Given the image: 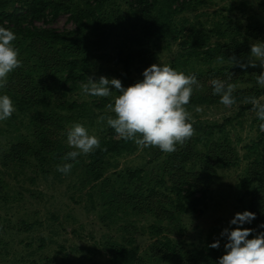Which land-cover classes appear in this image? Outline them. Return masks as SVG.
<instances>
[{
	"label": "trees",
	"instance_id": "16d2710c",
	"mask_svg": "<svg viewBox=\"0 0 264 264\" xmlns=\"http://www.w3.org/2000/svg\"><path fill=\"white\" fill-rule=\"evenodd\" d=\"M191 1L127 0L129 13L125 16L118 7L105 9L106 0H0V26L16 34L14 47L19 49V59L22 61V66L9 73L3 93L15 101L19 112L25 109L36 111L32 119L36 125L34 143L27 141L25 148L23 143H17L9 152L4 151L1 158L10 165H15L22 163L23 156L30 153L41 161V166L52 165L51 170L59 173L57 166L64 162L63 158L69 151H73L61 142L60 136H65L64 122L72 119L76 121L75 111L85 106L84 102L76 100L54 102L51 91L56 87L55 83L65 90L71 89V84L84 79L85 72L82 70H85V65L89 64V57L105 59L121 65L123 72L119 74V79L124 88L142 81L144 76L137 80L130 75L131 68L146 67L147 69L153 64L157 53L147 45L148 41L163 38L174 40L183 29V27L177 29L174 17L189 7ZM260 4L264 8V0ZM61 11L69 14L74 28L59 32L52 28L34 25L33 21H43L47 16L56 17ZM213 25V28L204 31L190 24L187 37L180 43L182 47L178 48V55H175L170 65L185 74H195L202 86L200 90H194L188 108L219 101L220 96L213 95L211 82H206V79L211 81L220 79L226 84H236L241 81L242 75H251L253 71L251 66L247 69L239 65L232 66L233 62L230 58L235 56L244 61L251 52L248 38L259 36L264 31L263 24L255 26L248 23L241 28V24L223 18ZM114 28L119 29L116 34L120 36L119 42L110 50L112 52H98L106 46L107 39L115 32ZM89 32L94 38H90ZM211 36H215L216 40L209 44ZM219 62L221 65H217ZM119 94L118 92L117 95ZM233 95L236 101L243 102L237 113L240 115L245 110L253 109L251 104L245 102V98H257L260 91L257 88H239ZM109 100L110 98L102 97L98 107L106 108L111 103ZM12 117L16 118L15 112ZM193 121L195 129L193 137L183 146L177 145V150L168 154L170 161H167L165 166L172 163L170 168L179 171L171 175L173 180L166 181L165 171L159 180L152 179V182L156 181L155 186L144 190L142 182L135 184L131 183L130 179L138 177L143 169L128 168L127 184L132 186V191L136 190L135 195L132 196L127 187L111 188L109 191L112 201L105 203L108 214H113L115 208L120 207V203L115 202L117 199L122 200L132 211L140 212L139 208L142 204L147 211L146 214L154 217L145 231H148L151 237H157L153 244L144 246L142 250L136 243L135 236L131 235V231H128L121 242H106L103 247L109 264H218L219 259L226 254L222 250V240L217 237L206 239L199 245L181 244L180 241L161 233L162 223L167 221L169 226L170 224L172 226L175 210L196 211L199 205L206 204L204 191L200 190L201 194L195 196L191 190L194 187L193 176L196 174L190 175L188 170H185L184 175L180 173L184 166L194 161L201 162L207 157L210 158L209 163L222 164L225 163L222 161L229 157L226 151L231 149V141L225 128L230 119L220 123L199 119ZM51 128L60 130L57 132L59 136H54L50 132ZM113 133L111 129L107 137L100 138V147L90 153L88 162L78 160L72 163L73 168L84 164L80 167L83 169L82 174L86 173L87 175L83 176L89 175L93 180L92 187H95V182L102 178L104 169L109 163L108 156H121L137 147L134 141H125L120 137L113 138ZM261 144L263 146L264 139L245 147L246 152L242 159L244 157L249 159L254 169L249 170L237 183V187L248 196L244 211L256 213L254 220L250 223L246 222V228L254 230L249 239L257 232H264V227H260L264 224V158L258 153ZM204 151L207 156L202 155ZM3 165L9 166L4 162ZM170 168L167 172H170ZM169 183L170 185L166 186ZM184 185L187 187L183 188ZM162 195L167 199L164 202L159 200V208L150 206V201H155L154 199ZM126 197L128 198L125 199ZM139 199L141 204L137 202ZM144 200L148 202L143 204ZM32 225L33 223L28 224L30 228ZM177 228L178 231L181 229L178 225ZM217 240L220 241L218 249L209 247Z\"/></svg>",
	"mask_w": 264,
	"mask_h": 264
},
{
	"label": "rangeland",
	"instance_id": "374dc122",
	"mask_svg": "<svg viewBox=\"0 0 264 264\" xmlns=\"http://www.w3.org/2000/svg\"><path fill=\"white\" fill-rule=\"evenodd\" d=\"M261 2L262 0H201L198 2L192 0L189 7L174 17L177 29L183 27L174 40L163 38L148 41L147 45L157 53L153 64L170 66L173 63L174 57L178 55V48L182 47L180 43L187 37L190 24L206 31L213 28L217 20L226 18L241 24V28L248 23L264 26V8ZM126 4L127 0H106L105 9L118 7L121 13L127 16L129 12ZM15 5L18 6V4ZM33 22L35 26L52 28L59 32L74 28L69 14L64 11L56 17L47 16L43 21ZM114 29L115 32L107 39L106 46L98 52L115 48V43L119 42L120 36L116 35L119 29ZM89 36L94 38L90 32ZM215 40L216 37L211 36L209 44L214 43ZM259 42H264V31L259 36L248 38L250 48L253 43ZM14 44L16 43L13 42ZM248 56L244 58V62ZM88 61L89 64L85 65L86 69L82 70L85 72L84 79L70 83L69 90L55 83L56 87L51 91L54 102L63 100L84 102L85 107L75 111L76 121L72 119L64 122L65 136H60L62 144L72 150L75 149L68 145L67 131L76 123L84 125L90 135L94 134L99 139L107 137L111 129L114 131L113 138L119 137L115 130L107 125L106 120L99 122L100 116L112 115L115 118V114L107 107H98L102 97L84 95L81 86L88 83L90 78L95 81H98L101 76L119 79L123 67L105 59L89 57ZM217 65H221V62ZM145 68L132 67L130 75L138 80L143 77ZM251 68L253 69L251 75H242L241 81L233 85L235 90L259 89L260 95L257 99L264 102V87L256 81V77L264 73V68L260 67L259 62L255 68ZM206 82L211 80L206 79ZM3 91L4 89L0 88V95H4ZM117 93L113 86L111 95L107 97L110 98L111 104L118 96ZM13 104L16 108V118L11 116L5 121H0V264H109L103 245L108 241L121 242L128 231L135 236L141 250L144 246L154 243L157 237H151L148 231H145L154 217L146 214L147 211L140 199L137 200L141 204L140 212L130 210L128 205L117 199L115 202L120 203V207L115 208L113 214H108L105 203L112 201L109 196L111 188L127 187L129 193L132 196L135 195L136 190L132 191V186L127 184L129 177L126 170L128 168L143 169L138 177L130 179L131 183L142 182L144 190L155 186L156 181L152 182V179L159 180L165 171L164 178L170 181L171 175L179 172L170 168L172 163L165 166L166 162L170 161L168 154L171 153L163 152L158 147L140 149L137 146L130 153L108 156L109 163L104 169L102 178L95 182V187H92L93 180L89 175L82 174L83 169L80 167L84 164L74 167L69 174L65 175L51 170L52 165L41 166V161L28 153L23 156L22 163L10 165L1 158L3 152H9L10 148L17 143H23L25 148L27 141L35 140L36 129L32 121L36 111L25 109L19 112L15 101ZM242 105L243 102L237 100L228 108L221 104L219 99L214 104H197L191 108L187 107L192 112L193 120L220 123L230 119L225 132L229 134L231 149L226 151L229 157L222 161L225 163L212 164L207 157L201 162L188 163L183 171H180L183 175L185 170H188L190 175L196 174L193 176L194 187L191 190L195 196L201 194L200 190L204 191L206 198V204L199 205L196 211L187 209L184 212H177L175 210L172 226L171 224L169 226L167 221L162 223L161 233L180 241L181 244L199 245L206 239L211 240L217 237L222 240V250L226 252L224 245L227 243V237H222L221 233L225 228L234 229L238 226L231 224L230 221L236 213L244 212L248 196L237 187V183L249 170L254 169L249 159L245 157L242 159V157L246 152V146L264 139V132L260 130L261 121L256 118L257 115L253 109L237 114ZM197 106H200L203 111L195 112ZM50 132L54 136H59L57 132L60 130L51 128ZM258 153L264 158V144L258 147ZM89 155L78 156L75 161L64 160L63 163H75L78 160L88 162ZM202 155L207 156L206 151ZM3 162L9 166H4ZM169 168L170 172H167ZM169 185L170 183L166 184V186ZM186 187L184 185L183 188ZM166 199L163 195L160 198L157 197L155 201H150V206L159 208V200L164 202ZM146 201L148 202L144 200L143 204ZM137 207H139L138 204ZM31 223L33 225L30 228L28 224ZM177 225L181 228L179 231ZM241 227L246 228V222ZM259 234L260 232L255 233L254 237Z\"/></svg>",
	"mask_w": 264,
	"mask_h": 264
},
{
	"label": "clouds",
	"instance_id": "9594fccd",
	"mask_svg": "<svg viewBox=\"0 0 264 264\" xmlns=\"http://www.w3.org/2000/svg\"><path fill=\"white\" fill-rule=\"evenodd\" d=\"M16 39L12 30L0 26V88L6 86L9 73L22 66L19 49L13 45ZM230 59L232 66L255 68L259 62L260 67L264 68V42L252 44L246 62L235 56ZM143 76L142 81L127 88L117 78L101 76L98 81L90 78L88 83L81 86L82 92L84 95L109 97L114 86L120 94L115 98L114 105L110 103L107 108L115 114V118L112 115L100 116L99 122L106 120L107 125L120 138L134 141L140 149L158 147L163 152L173 153L177 145L183 146L195 134L192 112L187 105L194 90L198 91L202 86L195 74H185L169 65L153 64L145 69ZM256 81L264 87V73L259 74ZM211 85L213 95H219L220 103L225 107L230 108L236 102L233 96L235 85L226 84L220 79H213ZM245 102L252 105L262 122L260 130L264 132V102L256 97H247ZM15 111L12 99L7 94L0 95V121L9 119ZM202 111L200 106L195 108L197 113ZM67 142L75 150L64 156L65 161H75L78 156L90 154L101 143L96 135H90L88 129L80 123L68 129ZM72 168V163L65 162L57 166V171L67 175ZM255 218L256 213L251 211L236 213L230 223L238 226L234 229L225 228L221 233L222 237H227L224 245L226 254L219 259L218 264H264V232L249 239L254 230L241 227ZM260 227H264V224ZM209 247L218 249L220 241H215Z\"/></svg>",
	"mask_w": 264,
	"mask_h": 264
}]
</instances>
